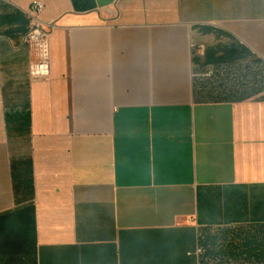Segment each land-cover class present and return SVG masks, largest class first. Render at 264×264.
I'll return each instance as SVG.
<instances>
[{
	"label": "crops",
	"instance_id": "crops-1",
	"mask_svg": "<svg viewBox=\"0 0 264 264\" xmlns=\"http://www.w3.org/2000/svg\"><path fill=\"white\" fill-rule=\"evenodd\" d=\"M32 1L0 0V264H264V0H40L43 77Z\"/></svg>",
	"mask_w": 264,
	"mask_h": 264
},
{
	"label": "built area",
	"instance_id": "built-area-1",
	"mask_svg": "<svg viewBox=\"0 0 264 264\" xmlns=\"http://www.w3.org/2000/svg\"><path fill=\"white\" fill-rule=\"evenodd\" d=\"M44 3L40 0H33L30 5L23 9L29 19V29L23 36L26 42L37 54L38 61L30 66L31 75L43 77L49 74V37L53 21H44L41 13ZM205 46L200 44L198 49L203 51ZM207 75L211 76L210 71Z\"/></svg>",
	"mask_w": 264,
	"mask_h": 264
},
{
	"label": "trees",
	"instance_id": "trees-1",
	"mask_svg": "<svg viewBox=\"0 0 264 264\" xmlns=\"http://www.w3.org/2000/svg\"><path fill=\"white\" fill-rule=\"evenodd\" d=\"M253 70H254V75H259V73L261 72V66L257 63L254 64V67H253Z\"/></svg>",
	"mask_w": 264,
	"mask_h": 264
}]
</instances>
